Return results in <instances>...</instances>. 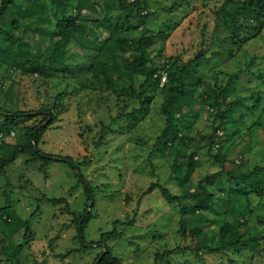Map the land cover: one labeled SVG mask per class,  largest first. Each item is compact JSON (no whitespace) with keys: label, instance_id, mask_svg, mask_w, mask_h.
<instances>
[{"label":"rangeland","instance_id":"rangeland-1","mask_svg":"<svg viewBox=\"0 0 264 264\" xmlns=\"http://www.w3.org/2000/svg\"><path fill=\"white\" fill-rule=\"evenodd\" d=\"M44 1L48 20L38 22L36 15L30 14V7L37 0H17L16 5L3 14L0 22L2 50L10 45L6 32H11L15 37L23 38V43L16 45L17 51L30 48L33 53L31 57L37 55L40 59L52 55L57 40L52 39L49 32L54 30L58 16L52 12L50 2ZM98 1L97 14L84 11V14L91 16L85 19L87 32L77 35L62 49L64 61L59 58L48 60L52 67L63 64L67 70L54 71L50 78L25 74L31 65L26 55L18 56L14 65L0 66V106L10 111L56 110L58 119L44 136L41 149L47 154L71 156L78 166L75 169L67 162L57 161L42 167V162L28 163L33 155L26 153L20 154L6 168L0 177V209L10 205L25 220L32 217L38 206L40 210L31 219L28 241L25 239V229L12 235L4 221L0 220V264H92L101 249H104L103 246L93 245L89 251L72 250L81 248L78 217L93 203L95 206L91 209L94 218L86 229L88 243H97L103 232L113 229L115 220L129 222L134 219V225L123 227V237L112 243L114 253L122 264H155L157 253L177 246L190 247L193 243L192 238L185 240L179 234L180 210L169 204L159 189L142 197L153 182L167 186L174 193L180 192L173 173L176 152L171 148H155L166 126V118L161 109L164 96L161 88L153 89L148 94L151 102L145 106L138 99L127 100L120 96L122 90L132 85L138 91L141 90L143 78L125 67V61L138 54L134 51L125 54L118 52L115 57L110 55L111 59L106 53H99L98 47L109 38L111 30L98 25L95 19L122 25L126 22V16L117 3ZM225 2L147 0L144 14L148 17L142 19L137 15L136 7L132 8V21L126 22L132 29L124 35L134 39L142 35L144 28L156 32L165 30L168 37L158 41L149 50L158 65L164 64L169 57H180V66L187 63L195 68L193 60L203 53L205 59L199 62L200 70H197L201 77L220 91L238 74L237 91L248 96L251 88L262 84L259 77L264 75V39L246 45H240L232 39L221 11ZM107 5H112L109 14L106 11ZM172 6L177 7L169 9ZM72 8L73 5L69 12H72ZM26 12L31 15L30 18L25 17ZM15 20L20 25L17 26ZM251 23L255 25L253 20ZM136 26L138 29H134ZM253 58L256 59L255 64L250 63ZM107 80H110L114 88ZM62 91L70 96L60 108L56 100ZM199 94L201 91L194 104L187 107L184 116L177 120L185 135L194 139L195 143H199L200 135L206 133L211 125L218 126L221 122L216 116L218 110L211 109L198 99ZM125 105L127 108L123 110ZM122 112L128 116L133 115L118 118ZM250 115L251 112H248L247 122H243L241 113L234 115L236 123L226 129L225 136L218 142L224 152L228 153L229 160L225 164L227 169L238 171L237 174H246L257 165L264 166V112L255 118ZM41 119L42 116H39L22 121L14 136H5L6 142L25 143V127ZM114 119L116 122L111 132L101 140L103 126ZM253 119L260 121L261 125L250 130L249 125H252ZM193 148H182V151L189 156ZM218 151L219 148L210 153L207 150L200 151L196 159L203 166L194 175L196 182L222 170V163L215 157ZM240 157L242 159L239 164L236 159ZM184 159L183 156L179 158L180 161ZM237 166L242 168L238 169ZM220 180L218 185L225 191H221V187L213 190L216 196L222 195L229 199L232 189L236 188V182L227 176H222ZM241 182L248 189L258 183L264 186V175ZM87 192L93 197L91 201ZM44 197L66 198L72 214L64 211V204L42 201ZM251 200L254 212L264 213L258 207L259 203L264 204V198L252 195ZM139 202L141 207L138 209ZM256 222L253 218L251 225L255 226ZM216 229L217 226L212 227L214 234ZM19 245L21 250L17 251ZM230 257L239 264H264V253L254 254L248 250L228 254L203 251L199 256L187 250L171 254L163 264H229Z\"/></svg>","mask_w":264,"mask_h":264},{"label":"trees","instance_id":"trees-1","mask_svg":"<svg viewBox=\"0 0 264 264\" xmlns=\"http://www.w3.org/2000/svg\"><path fill=\"white\" fill-rule=\"evenodd\" d=\"M0 6V22L4 13L11 7L16 5L17 0H1ZM51 4L52 12L58 16L54 30L49 33L52 39H56V47L52 51V55L46 59H40L37 55L31 57L32 51L28 48L26 51H17L16 45L23 43L22 37H15L11 32H6V36L10 39V45L5 48H0V66L14 65L20 55H26L27 60L31 65L26 70L25 74H39L44 78L52 77V72H60L67 70V66H53L48 63L49 58H59L64 61L62 49L66 48L71 40L77 35H84L87 32L88 25L86 20L91 16L84 14L85 10H89L92 14L99 12L98 0H46ZM111 4L117 3L126 16V22L130 23L133 18L131 13L132 8L136 7L137 15L142 19L147 18L145 15L147 10V0H103ZM73 5L72 12H69ZM112 5H107V14L110 13ZM177 6H172L169 9H175ZM47 9L44 0H37L30 7V14H35L38 22L43 19L48 20L49 15L45 13ZM168 10V7L164 8ZM224 24L230 36L240 45H246L251 41L264 39V0H226L221 8ZM27 18L31 15L26 12ZM255 23L253 25L251 21ZM98 25L110 28L111 34L101 46L98 47L99 53H106L109 57L117 55L118 52L123 54L134 51L135 55L132 59L125 61V67L134 75L142 77L141 90L138 91L134 85L130 88L122 90L119 94L123 99H138L142 105H149L151 98L148 94L154 89L161 88L164 101L162 103V113L166 118V126L157 139L155 148L170 149L176 152V158L173 164V173L176 176L180 187L179 193H174L167 186L153 182L142 197H146L156 189H159L163 198L171 205L179 208L181 213L179 234L185 239L192 238L190 247L177 246L163 253H157L155 264H163L168 256L174 253H183L187 250L196 253L198 256L203 252L211 254H228L229 252L248 250L254 254L264 253V235L262 230L264 226V213L254 212L252 209L251 196L256 195L259 198H264V186L258 184L251 185L248 189L243 185L241 180H254L261 175H264V166L257 165L253 170H249L246 174H237L233 169H227L228 153L224 152L222 146L218 143L221 137L226 134V129H230L232 123H236L233 116L241 113L243 122H247L248 112L257 117L260 112H264V75L259 77L262 84L251 88L250 95L243 96L237 91L239 75H234L226 87L217 91L211 83L206 81L199 72L201 60L205 59L203 53L199 54L193 62L196 63L195 68L190 64L179 63L182 61L180 57H169L162 65H158L150 56L149 50L155 46L158 41H164L168 33L165 30L154 31L149 28H144L140 37L128 39L124 35L130 28L124 22L122 25H116L107 20L95 19ZM16 25H20L18 21H14ZM95 22V23H96ZM139 24H143L139 22ZM38 29V28H37ZM138 29V26L136 28ZM205 37V36H204ZM206 39V38H204ZM33 58V59H32ZM256 58V57H255ZM251 60V64L256 63V59ZM264 62V57L262 58ZM66 68V69H64ZM93 65H91V69ZM167 74V81L162 84L164 75ZM108 84L114 88L110 80ZM114 91H116L114 89ZM200 99L204 104L209 105L211 109H217L216 116L221 119L217 126L211 125L208 131L200 135L199 143H195L194 139L185 135L177 120L184 116V110L191 107L197 99ZM234 93V94H233ZM118 94V95H119ZM235 95V97H234ZM69 93L62 91L58 94L56 105L62 108L63 102L69 98ZM250 102H253L251 106ZM126 106V105H125ZM59 108V109H60ZM127 108L123 107V110ZM56 110L46 111H10L0 106V177L5 173L8 166L14 163L20 154L31 153L32 159L27 162H42V167L57 161L67 162L73 165V168L78 169L73 157L47 154L41 149V143L47 131L58 119ZM127 113H120L118 118L132 117ZM42 116V119L32 126L25 127V143H8L5 136L15 134V130L21 126L22 121L33 120ZM116 119L110 124L104 125L102 128L101 140L106 138V135L111 132L115 125ZM261 125L260 121L253 119L249 129L252 130L256 126ZM222 132L223 134H220ZM194 147L192 153L187 156L182 148L190 149ZM215 148H219L216 158L222 163V170L207 175L199 181L194 180L195 173L202 168L203 163L197 160L200 151L207 150L209 153ZM183 156L184 160L179 158ZM242 157L236 159L240 164ZM241 169V166H237ZM222 176H227L230 180L236 182V188L232 189L229 199L221 196H216L213 188L221 186L218 182ZM221 181V180H220ZM221 191H225L221 187ZM90 201L92 195L87 192ZM44 202H51L55 205L64 204V211L72 214L69 201L64 198H42ZM236 202V205L234 204ZM95 206V203H93ZM90 204L85 212L78 217L79 235L81 242L80 249L72 251H89L93 245L106 247L101 249L92 264H122V261L115 255L112 243L117 242L123 237V227L134 225V219L129 222L115 220L113 229L103 232L97 243H88L86 239V229L94 218ZM141 203H138V209ZM259 209L264 211V204L259 203ZM27 220L22 219L12 206L6 205L0 209V220L4 221V225L10 230V234L15 235L25 229V239L31 234L30 222L33 216ZM137 217V215H136ZM135 217V218H136ZM257 220L255 226L251 225L252 219ZM217 226L216 234L213 233L212 227ZM21 250V245L17 247V251ZM105 250L107 252L104 254ZM104 254V255H103ZM103 257L101 258V256ZM65 256V255H61ZM229 264H239L237 260L229 258Z\"/></svg>","mask_w":264,"mask_h":264},{"label":"built area","instance_id":"built-area-1","mask_svg":"<svg viewBox=\"0 0 264 264\" xmlns=\"http://www.w3.org/2000/svg\"><path fill=\"white\" fill-rule=\"evenodd\" d=\"M167 81V77L164 75L163 79H162V84H164ZM220 134H223L222 132H220ZM12 136H14L15 134L12 133Z\"/></svg>","mask_w":264,"mask_h":264},{"label":"water","instance_id":"water-1","mask_svg":"<svg viewBox=\"0 0 264 264\" xmlns=\"http://www.w3.org/2000/svg\"><path fill=\"white\" fill-rule=\"evenodd\" d=\"M104 248L106 249V247H104ZM106 252H107V250H105L104 254H105ZM104 254H103V255H104ZM103 255L101 256V258L103 257ZM98 263H99V261L97 262V264H98Z\"/></svg>","mask_w":264,"mask_h":264}]
</instances>
